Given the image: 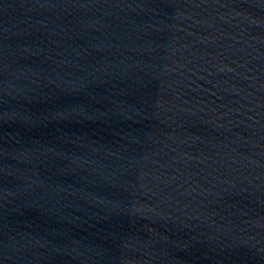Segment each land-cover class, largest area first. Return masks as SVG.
Instances as JSON below:
<instances>
[{
  "label": "water",
  "instance_id": "water-1",
  "mask_svg": "<svg viewBox=\"0 0 264 264\" xmlns=\"http://www.w3.org/2000/svg\"><path fill=\"white\" fill-rule=\"evenodd\" d=\"M0 264H264V0H0Z\"/></svg>",
  "mask_w": 264,
  "mask_h": 264
}]
</instances>
